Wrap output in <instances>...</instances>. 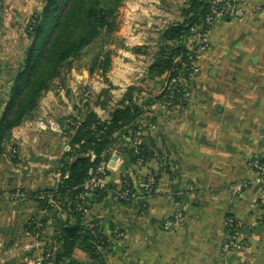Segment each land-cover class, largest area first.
I'll return each instance as SVG.
<instances>
[{
  "label": "crops",
  "instance_id": "0c3cea01",
  "mask_svg": "<svg viewBox=\"0 0 264 264\" xmlns=\"http://www.w3.org/2000/svg\"><path fill=\"white\" fill-rule=\"evenodd\" d=\"M245 2L243 18L216 20L210 27L208 48L198 60V74L186 83L184 102L153 100L147 108L142 123L152 158L135 165L123 151L112 152L107 162L111 189L87 211L88 220L94 219L108 238L105 264H264V172L250 165L258 160L264 166V0ZM43 5L44 0H0V61L5 63L3 55L17 49L25 52L23 44L8 38L21 36ZM184 8L185 0L125 1L110 46L111 69L90 81L91 108L102 120L109 119L128 87L146 77L161 32L183 21ZM139 47L147 53H135ZM165 78L148 84L139 101L159 96ZM107 89L111 99L104 108L105 100L98 97ZM8 95L9 87L0 90L2 104ZM64 108L68 114L62 113ZM3 110L0 103V116ZM74 113L66 96L50 88L30 117L11 130L0 158V212H6L0 237L5 227L16 224L18 210L28 219L38 213L33 203L10 202L9 194L56 189L58 162L67 147L60 132L66 125L59 119L66 121ZM46 117L57 123L56 130L39 129ZM125 174L137 189V200L114 199L112 189L121 187ZM151 176L155 185L147 195L144 183ZM233 184H244L236 196L230 191ZM229 219L238 225L233 232ZM168 220L173 226L165 230ZM228 242L235 246L226 247ZM75 256L86 260L83 253Z\"/></svg>",
  "mask_w": 264,
  "mask_h": 264
},
{
  "label": "trees",
  "instance_id": "16d2710c",
  "mask_svg": "<svg viewBox=\"0 0 264 264\" xmlns=\"http://www.w3.org/2000/svg\"><path fill=\"white\" fill-rule=\"evenodd\" d=\"M125 1L44 0L41 11L35 13L25 27L30 45L14 73L0 116V158L6 151V132L30 117L44 94L63 78L64 70L71 71V63L80 59L88 48L100 46L92 58L89 75L105 77L108 74L113 55L112 42L108 40L119 29V11ZM211 2L185 0L183 21L169 25L161 32L146 77L139 85L127 88L109 119L102 120L92 110L90 95L79 97L83 105L74 107L75 113L68 115L66 121L59 119L66 125L62 135L69 146L58 162L61 179L56 189L26 192L27 200L19 202L33 203L38 211L24 226L28 234L38 240L45 239L49 221L53 226V243L43 252L41 264H105L108 238L101 233L94 219L88 220L87 211L89 204L111 189L110 183L108 181L105 188L86 197H83L86 194L83 184L103 162H108L115 149L126 153L135 165H145L152 158L153 151L144 135L142 121H147V108L153 100L165 99L175 105L184 102L186 83L190 80L192 64L197 60L193 52L196 39L208 29L204 20ZM134 52L147 53L144 47L135 48ZM164 76L167 82L160 95L150 94L148 100L140 102L138 96L148 92L144 90L148 84H154ZM179 79L182 82L173 83ZM102 97L106 104L101 102V105L105 108L111 99L110 90H103L98 98ZM138 133H142L143 142L135 147ZM109 175L110 171H107L106 176ZM117 190L137 192L128 174L122 176L119 189H112L114 196ZM237 228L235 220L228 225L232 232ZM76 251L85 254L86 260L78 259Z\"/></svg>",
  "mask_w": 264,
  "mask_h": 264
},
{
  "label": "rangeland",
  "instance_id": "374dc122",
  "mask_svg": "<svg viewBox=\"0 0 264 264\" xmlns=\"http://www.w3.org/2000/svg\"><path fill=\"white\" fill-rule=\"evenodd\" d=\"M21 34L22 35L17 38H8V42L10 43L11 40H18V43L25 46L23 48H25L26 51L30 45V40L25 31H23V28ZM26 40H28V42ZM109 41L112 42V45L115 42L114 36L111 40H108V42ZM99 47L100 46H92L88 48L80 59L71 63V71L68 72V68H66L63 72V78L56 81L51 87L55 95L60 97L61 95L66 96L72 108H78L83 105V101L79 100L80 96L86 97L85 94H87V96L90 95L93 99L94 90L93 84H91L90 81L91 79H93L94 82L98 81L99 74L89 75L88 69L91 67L92 58ZM20 51H22V49H17L15 53H6V55H3L5 63H3L2 60L0 61L2 62V64H0V90H6L8 87L10 88L14 73L17 71L25 55V52L20 53ZM0 103L5 107V104H2L1 97ZM62 113L68 114L69 112L64 108ZM65 151L68 150H64V152ZM19 212L20 210L16 213V224L13 227H5L4 230H6V232L1 234L2 237L0 238L5 239L3 241L0 240V257L3 256V264H41L43 252L47 251L48 248H50L48 245L53 243V228L48 227L45 232V236L47 237L38 240L37 237L28 234L24 230V225L28 218L25 212ZM5 215L6 212L1 211L0 220H3V218L5 219ZM18 224H20V228H18ZM1 228L3 229L4 227Z\"/></svg>",
  "mask_w": 264,
  "mask_h": 264
},
{
  "label": "built area",
  "instance_id": "2783aa9c",
  "mask_svg": "<svg viewBox=\"0 0 264 264\" xmlns=\"http://www.w3.org/2000/svg\"><path fill=\"white\" fill-rule=\"evenodd\" d=\"M246 2L245 0H212L211 7L209 10V13L205 17L204 23L207 26V31L203 34H200L197 36L196 39V48H194V54L197 57V60H195L192 64V69L190 73V79L194 78L198 72V60L203 56L208 48V34L209 29L212 26V24L216 20L221 19H240L243 18L246 14ZM254 11H259V8H254ZM193 32H196V30H192ZM182 82L181 79L179 80H173V83H179ZM87 97V94H85ZM39 129L41 130H56L57 129V123L49 117L43 118L40 120L38 124ZM63 132V131H60ZM142 133L137 134V138L134 142L135 147H138L142 144ZM66 150H69V146L66 147ZM251 167L258 171L259 173L263 174L264 172V166L258 161L253 160L250 163ZM109 165L107 162H103L96 170V172L87 179L83 184V189L86 192V194L83 197L91 195V193L96 192L98 190H101L106 187L108 184V176H106V172L109 171ZM258 182L261 183L262 179H258ZM155 185V179L153 176L148 178L146 182L144 183V191L147 195H150V193L153 191ZM244 184H233L230 186V191L234 196L240 194L243 190ZM1 197V194H0ZM27 194L26 192H22L21 190L15 191L8 195V199L12 203H19L20 201L27 200ZM139 198L138 194L136 192H130L128 190H117L115 192L114 199L116 201H131V200H137ZM234 223L233 219H229L227 221L228 225H232ZM173 226V223L171 221H166L164 223V229L170 230ZM235 246L233 242H228L226 247Z\"/></svg>",
  "mask_w": 264,
  "mask_h": 264
},
{
  "label": "water",
  "instance_id": "95a60500",
  "mask_svg": "<svg viewBox=\"0 0 264 264\" xmlns=\"http://www.w3.org/2000/svg\"><path fill=\"white\" fill-rule=\"evenodd\" d=\"M11 135H12V131L6 132V134H5V141H8L9 138L11 137ZM114 159H116V157Z\"/></svg>",
  "mask_w": 264,
  "mask_h": 264
}]
</instances>
